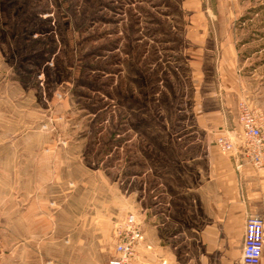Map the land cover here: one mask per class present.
Segmentation results:
<instances>
[{
	"label": "rangeland",
	"instance_id": "obj_1",
	"mask_svg": "<svg viewBox=\"0 0 264 264\" xmlns=\"http://www.w3.org/2000/svg\"><path fill=\"white\" fill-rule=\"evenodd\" d=\"M231 98L264 113V0H0V264H107L128 214L159 264L194 114Z\"/></svg>",
	"mask_w": 264,
	"mask_h": 264
},
{
	"label": "crops",
	"instance_id": "obj_2",
	"mask_svg": "<svg viewBox=\"0 0 264 264\" xmlns=\"http://www.w3.org/2000/svg\"><path fill=\"white\" fill-rule=\"evenodd\" d=\"M231 91H236L234 86ZM232 99L214 111L200 110L194 114V131L201 138L197 150L203 156L195 164L193 174L168 195L161 219V231L166 232L165 242L162 240L166 255L159 260L162 264H199L201 248L214 257L217 254L223 264L240 262L245 222L248 213H252L248 211L249 202H255V215L264 220V175L256 174L239 153L222 154L213 144L216 136L239 134ZM254 187L257 191L249 192ZM171 250L184 253L185 257H170ZM15 254L2 251V264H21ZM24 264L74 263L52 257L34 258ZM260 264H264V251Z\"/></svg>",
	"mask_w": 264,
	"mask_h": 264
},
{
	"label": "built area",
	"instance_id": "obj_3",
	"mask_svg": "<svg viewBox=\"0 0 264 264\" xmlns=\"http://www.w3.org/2000/svg\"><path fill=\"white\" fill-rule=\"evenodd\" d=\"M239 134L216 137L215 146L222 154L239 153L253 170L264 171V113L242 103L238 109ZM143 235L135 217L128 214L116 224L112 257L107 264H139ZM264 251V220L257 215L247 217L239 264H260ZM159 264H162L159 262Z\"/></svg>",
	"mask_w": 264,
	"mask_h": 264
}]
</instances>
